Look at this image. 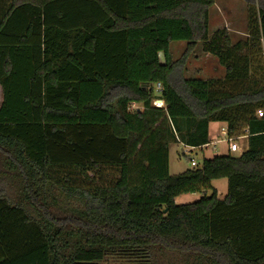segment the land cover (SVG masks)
<instances>
[{
  "label": "trees",
  "instance_id": "1",
  "mask_svg": "<svg viewBox=\"0 0 264 264\" xmlns=\"http://www.w3.org/2000/svg\"><path fill=\"white\" fill-rule=\"evenodd\" d=\"M216 1L0 0V264H264V0L238 41L211 31ZM201 43L224 77L185 76ZM212 122L248 149L172 175L171 144Z\"/></svg>",
  "mask_w": 264,
  "mask_h": 264
},
{
  "label": "rangeland",
  "instance_id": "2",
  "mask_svg": "<svg viewBox=\"0 0 264 264\" xmlns=\"http://www.w3.org/2000/svg\"><path fill=\"white\" fill-rule=\"evenodd\" d=\"M211 31L214 32L219 28H227L233 37V41L240 39H246L248 36V16L247 5L243 0H217L215 5L211 8ZM186 42H174L172 43V52L174 59H178L184 49ZM224 69L218 63V59L205 53L202 48V43L199 47L188 57L185 68V76L187 77H220L223 75ZM223 77V76H222ZM157 104L163 106L162 100H157ZM136 107V104L132 106ZM213 130L215 126L212 127ZM216 130L212 133V141H215L212 145L206 146L200 149H194L190 152H186V146L180 142L172 143L169 152V167L172 175L180 174L186 169L191 168L190 160L192 158L198 161L200 164L205 158H211L215 155H222L228 152L227 142L224 141V136L215 135ZM244 142H246L244 140ZM240 145L245 148L244 145ZM238 151L233 155H239ZM94 174V173H93ZM92 173L89 176L93 180L87 181L88 185H95L98 182L96 174ZM108 178L114 177L112 171L109 172ZM212 185L218 189L219 198H223L227 193V180L218 179L213 180ZM212 190H202L195 193H187L180 195L176 198L177 204L191 203L199 200L202 196L211 195ZM156 264H186L183 256L175 251H163L158 252L155 257ZM141 261L133 257H122V255H116L107 257L101 264H143Z\"/></svg>",
  "mask_w": 264,
  "mask_h": 264
},
{
  "label": "built area",
  "instance_id": "3",
  "mask_svg": "<svg viewBox=\"0 0 264 264\" xmlns=\"http://www.w3.org/2000/svg\"><path fill=\"white\" fill-rule=\"evenodd\" d=\"M157 100H159V99H156L154 101V104L156 106H159L160 107V105L157 104ZM257 114L259 116H263L264 115V110H259ZM221 134L224 136V141H226L228 143V148L230 150V153L233 154V153H236V152H238V151L241 150V152L239 153V155H240V154H242L244 151H246L248 149V142H246L245 144H242V145L245 146V148L240 145L241 144V141L240 140H242V139H246L247 140L248 135L246 134V130H245V133L242 134V135H238V136L237 135H235V136H228V134H227V128L224 125L221 128ZM206 146H209V144H206V145H204L202 147H199V148L191 147V146H186V152H190V151H192L194 149L204 148ZM190 164L192 166H197L198 161L196 159L192 158L190 160Z\"/></svg>",
  "mask_w": 264,
  "mask_h": 264
},
{
  "label": "crops",
  "instance_id": "4",
  "mask_svg": "<svg viewBox=\"0 0 264 264\" xmlns=\"http://www.w3.org/2000/svg\"><path fill=\"white\" fill-rule=\"evenodd\" d=\"M217 30V29H216ZM223 68V67H222ZM224 69V68H223ZM224 75H225V72L223 71V77H224ZM222 76H220V77H215V76H213V77H209V78H221ZM0 99H1V89H0ZM258 115V114H257ZM259 116V115H258ZM259 117H261V116H259ZM213 126H215V129L213 130ZM224 126V124L223 123H221V122H212V123H210V126H209V135H210V142H209V146L210 145H212L215 141H219V140H215V141H212V133H214V131L216 130V134L215 135H217L218 137L219 136H222V134H221V128ZM244 140L246 141V142H248V137H247V140L246 139H242V140H240L241 141V143H243V144H245L246 142H244ZM228 145V144H227ZM227 150H228V152L227 153H230V150H229V148H228V146H227ZM226 153V154H227ZM222 155H224V154H222ZM223 179H226V178H223ZM227 180V179H226ZM213 188L214 189H216L217 190V192H218V189L216 188V187H214L213 186ZM227 191H228V182H227ZM227 194V193H226ZM225 197V196H224ZM223 197V198H224Z\"/></svg>",
  "mask_w": 264,
  "mask_h": 264
}]
</instances>
